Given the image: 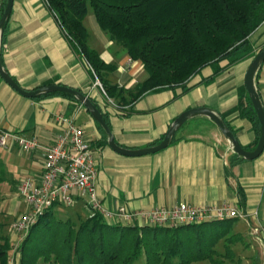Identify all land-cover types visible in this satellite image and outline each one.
<instances>
[{
  "label": "crops",
  "instance_id": "0c3cea01",
  "mask_svg": "<svg viewBox=\"0 0 264 264\" xmlns=\"http://www.w3.org/2000/svg\"><path fill=\"white\" fill-rule=\"evenodd\" d=\"M93 16L87 14L91 34L83 22L88 46L97 51L103 62L115 66L107 80L124 90L118 102L94 87L91 68L66 38L44 0H13L0 45L3 67L25 90L57 84L88 95L107 114L114 141L123 148L141 149L158 144L175 118L198 107L215 110L242 147L248 150L255 146V130L242 115L241 107L247 105L245 72L252 58L264 48V21L249 36L251 57L233 65L225 60L204 67L189 79L186 92L181 87L162 88L132 98L136 86L147 77L143 66L109 40ZM254 82L264 108V61ZM78 105L60 95L27 99L0 77L2 131L17 133L25 139L37 138L40 144L48 146L59 133L55 117L76 114V124L82 127L94 151L95 189L105 209L123 207L147 212L179 203L197 207L230 205L242 217L233 218L231 223L209 221L182 228L177 232L178 239L188 245L192 256H200L197 251L211 248L216 253L212 259L219 264L234 260L236 251L242 249L253 252V264H264V150L254 160H237L215 124L195 117L179 127L167 148L139 157L123 156L104 143L94 120ZM41 173V150L25 153L14 144L0 147V224H5L4 229L8 226L7 231L26 210L17 193L21 179L27 176L38 180ZM87 201V196L77 198L69 208L56 204L44 222H69L76 229L88 217ZM246 257H242L245 262ZM181 259L182 256H176L173 262ZM212 259L190 264H213ZM240 259L236 258V264L241 263Z\"/></svg>",
  "mask_w": 264,
  "mask_h": 264
},
{
  "label": "trees",
  "instance_id": "16d2710c",
  "mask_svg": "<svg viewBox=\"0 0 264 264\" xmlns=\"http://www.w3.org/2000/svg\"><path fill=\"white\" fill-rule=\"evenodd\" d=\"M44 1L66 38L91 68L93 79L97 78L107 96L117 102L122 99L124 90L107 80L115 66L103 62L97 51L88 46V33L83 25L88 6L109 40L143 66L147 77L136 86L132 98L162 88L181 87L186 92L189 79L204 67L218 65L225 60L233 65L250 56L249 36L264 21V0ZM4 6L5 0L0 13ZM46 95H60L75 101L64 93ZM91 101L108 124V116L102 107ZM241 113L253 125L256 146L260 125L248 96ZM95 124L107 145L105 133ZM234 158L243 160L235 154ZM48 212L32 226L20 244L17 264H38L41 259L49 264L46 259L50 255H54L52 264H132L141 255L145 256L146 264H190L216 255L208 248L197 251L200 256H192L187 250L188 245L178 239L180 229L207 222L178 228L136 223L124 225L107 222L97 213L87 217L75 229L69 222L46 224L44 218ZM233 221L226 218L210 223ZM4 228L5 224H0V264H7L11 249V241ZM176 256L183 259L175 263L173 259ZM212 262L219 264L213 259Z\"/></svg>",
  "mask_w": 264,
  "mask_h": 264
},
{
  "label": "built area",
  "instance_id": "2783aa9c",
  "mask_svg": "<svg viewBox=\"0 0 264 264\" xmlns=\"http://www.w3.org/2000/svg\"><path fill=\"white\" fill-rule=\"evenodd\" d=\"M45 2V1H44ZM94 87L103 95L104 89L95 78ZM111 102L110 100H108ZM79 109L83 107L79 104ZM84 109V108H83ZM59 128L53 144L43 146L37 138L25 139L14 132L0 130V147L17 145L25 153L42 151V173L38 180L23 177L18 185V196L26 206L25 212L11 224L15 235L7 264H17L19 246L39 219L54 205L72 206L77 198L88 197V217L100 214L107 222L124 225H149L178 228L204 222L242 217L230 205L203 207L179 203L169 208H155L147 212L129 211L123 207L110 211L103 207L96 194L97 170L94 151L82 127L76 124V114L58 115Z\"/></svg>",
  "mask_w": 264,
  "mask_h": 264
},
{
  "label": "water",
  "instance_id": "95a60500",
  "mask_svg": "<svg viewBox=\"0 0 264 264\" xmlns=\"http://www.w3.org/2000/svg\"><path fill=\"white\" fill-rule=\"evenodd\" d=\"M12 6H13V0H5L4 9L0 15V45L4 32V27L11 14ZM263 61H264V48H262L252 58L251 62L247 67L244 77L245 91L255 111L257 120L260 125L259 138L253 150L244 149L240 145L236 137L232 134V132L224 122L223 118L215 110L208 107H198L181 113L169 125L166 133L164 134L163 138L160 140L158 144L141 149L123 148L115 143L110 127L103 119L102 113L93 104L90 97L84 94L83 92H81L80 90L73 89L63 85H57V84L45 85L34 90H25L21 88L9 76V74L7 73V71L5 70V68L1 63V58H0V77L17 94L27 99H35L40 96L46 94H52V93H64L72 96L75 99V101L78 104H80L85 109V111L94 119V121L101 127V129L106 135L107 146L113 152L119 155L128 156V157H139V156L157 153L167 148L170 145L175 132L184 122L195 117H203L211 120L215 124V126L217 127V129L219 130V132L227 142L229 150H231L233 154L242 158L243 160L251 161L258 158L264 150V108L260 100L259 94L255 88V82H254L255 75L259 67L263 63Z\"/></svg>",
  "mask_w": 264,
  "mask_h": 264
},
{
  "label": "rangeland",
  "instance_id": "374dc122",
  "mask_svg": "<svg viewBox=\"0 0 264 264\" xmlns=\"http://www.w3.org/2000/svg\"><path fill=\"white\" fill-rule=\"evenodd\" d=\"M87 14H89L90 16H93V12H92V9H91L90 6H88V12H87ZM87 14L84 17L83 22H85V25L87 26V28H88V30L90 32L91 31V27L87 23V22L90 21V17H87ZM93 18H94V16H93ZM91 33H92V31L90 32V34ZM67 208H69V207H67ZM7 227H6L5 230H6L7 235L9 236V240L11 241V246H12V244H14V241H15V235L9 229L7 231ZM252 255H253V252H247V251H245V249L244 250L242 249V250L236 251L235 259L234 260H231V261H227V264H236V258H241L240 259V261H241L240 264H253L255 261H252L253 263L251 262V259H252L251 256ZM243 256L249 257V259L247 257L245 258L246 260H248L247 262H245V260H243L244 259V258H242ZM53 259H54V255H50L46 260L50 262L49 264H52V262H53L52 260ZM38 264H47V262H45L44 259H41L38 262ZM132 264H146L145 256L144 255L139 256V258L137 260H135Z\"/></svg>",
  "mask_w": 264,
  "mask_h": 264
}]
</instances>
